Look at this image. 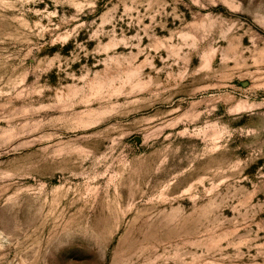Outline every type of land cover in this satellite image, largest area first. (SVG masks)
<instances>
[{"label":"rangeland","instance_id":"374dc122","mask_svg":"<svg viewBox=\"0 0 264 264\" xmlns=\"http://www.w3.org/2000/svg\"><path fill=\"white\" fill-rule=\"evenodd\" d=\"M37 124L0 264H264V0H0V150Z\"/></svg>","mask_w":264,"mask_h":264},{"label":"bare ground","instance_id":"6f19581e","mask_svg":"<svg viewBox=\"0 0 264 264\" xmlns=\"http://www.w3.org/2000/svg\"><path fill=\"white\" fill-rule=\"evenodd\" d=\"M170 94L173 95L172 92ZM169 103V106L173 107L179 103V100L175 101L173 96ZM12 121L15 122L14 119ZM37 125L36 127L32 126L34 128L18 129L12 137L5 141V146L0 150V157L13 154L15 157H20L19 159L26 158L42 163L53 157L60 150H63L60 149L63 146L61 139L57 140L52 137L46 132L43 124Z\"/></svg>","mask_w":264,"mask_h":264}]
</instances>
